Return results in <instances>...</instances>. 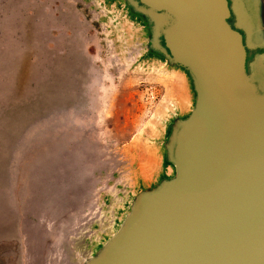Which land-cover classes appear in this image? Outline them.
Masks as SVG:
<instances>
[{
  "label": "rangeland",
  "instance_id": "rangeland-1",
  "mask_svg": "<svg viewBox=\"0 0 264 264\" xmlns=\"http://www.w3.org/2000/svg\"><path fill=\"white\" fill-rule=\"evenodd\" d=\"M240 4L250 69L264 0ZM160 26L135 0H0V264H96L174 179L197 91Z\"/></svg>",
  "mask_w": 264,
  "mask_h": 264
},
{
  "label": "water",
  "instance_id": "water-1",
  "mask_svg": "<svg viewBox=\"0 0 264 264\" xmlns=\"http://www.w3.org/2000/svg\"><path fill=\"white\" fill-rule=\"evenodd\" d=\"M242 0H135L166 13L159 40L187 70L195 107L178 123L176 175L137 205L96 264H264V95L245 82Z\"/></svg>",
  "mask_w": 264,
  "mask_h": 264
},
{
  "label": "bare ground",
  "instance_id": "bare-ground-1",
  "mask_svg": "<svg viewBox=\"0 0 264 264\" xmlns=\"http://www.w3.org/2000/svg\"><path fill=\"white\" fill-rule=\"evenodd\" d=\"M148 13L154 15L155 20L162 25L166 24L169 21V17L166 13H153V12H148ZM244 80L247 83L255 82V85H256L255 89H254L255 95L257 97L263 96L264 95V64H261L259 66L258 63H254L253 65H251L250 70L247 73ZM191 112H190V114H191ZM189 117H190V115H189ZM186 120H188V119H184V121H182V122L185 123ZM175 134H176V131H172L170 134V143H169L168 150L175 143ZM99 258H102V255Z\"/></svg>",
  "mask_w": 264,
  "mask_h": 264
},
{
  "label": "crops",
  "instance_id": "crops-1",
  "mask_svg": "<svg viewBox=\"0 0 264 264\" xmlns=\"http://www.w3.org/2000/svg\"><path fill=\"white\" fill-rule=\"evenodd\" d=\"M172 170H173V168L170 164H167L163 167V173L165 175H169L170 173H172Z\"/></svg>",
  "mask_w": 264,
  "mask_h": 264
}]
</instances>
